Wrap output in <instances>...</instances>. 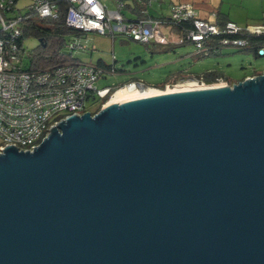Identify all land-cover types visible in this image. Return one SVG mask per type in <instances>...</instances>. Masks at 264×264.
<instances>
[{
	"label": "water",
	"instance_id": "1",
	"mask_svg": "<svg viewBox=\"0 0 264 264\" xmlns=\"http://www.w3.org/2000/svg\"><path fill=\"white\" fill-rule=\"evenodd\" d=\"M49 130L0 153V264H264V72Z\"/></svg>",
	"mask_w": 264,
	"mask_h": 264
},
{
	"label": "built area",
	"instance_id": "2",
	"mask_svg": "<svg viewBox=\"0 0 264 264\" xmlns=\"http://www.w3.org/2000/svg\"><path fill=\"white\" fill-rule=\"evenodd\" d=\"M67 1L69 5L65 14L66 24L85 33L107 34L112 38L118 35L141 43L181 44L188 41L194 44V54L204 50L210 51L212 47L205 46L203 41L215 40V35L222 36L217 40V45L213 46L214 51L218 52L222 48L244 47V38L233 37L240 31L264 34V17L262 23L256 27L238 28L231 21L218 24L215 13H211L210 18L199 17L190 3L171 4L168 18L161 19L151 14L144 17H126L123 0H115V10H108L100 0ZM158 1L137 0L138 4L146 7ZM16 2L0 0V153L7 145L22 151H32L33 147H37L49 135V129L56 127L60 120L74 113L81 115L89 111L86 110L87 101L95 97L104 98L112 90L110 86L98 88L95 82L106 72L113 70L103 69L89 61L70 58L69 61L43 69H23V57L18 54L19 47L15 42L22 33L23 18L29 11L40 17H56L58 8L51 0H30L24 11L19 12L16 10ZM141 13L146 11L141 10ZM186 20L192 21V28L185 36L178 37L176 43L162 32L163 27H168L172 32L174 25ZM82 38L73 37L66 46L70 50H84L87 47L82 43ZM255 49H258V54L259 51L264 53V42ZM251 77L254 76H246L244 79ZM177 82L166 83L164 88L168 89ZM184 82L190 87L233 84L224 78L207 84L194 76L186 78ZM121 88L140 90L147 87L142 81L133 80L117 89ZM109 99L102 106H105Z\"/></svg>",
	"mask_w": 264,
	"mask_h": 264
},
{
	"label": "rangeland",
	"instance_id": "3",
	"mask_svg": "<svg viewBox=\"0 0 264 264\" xmlns=\"http://www.w3.org/2000/svg\"><path fill=\"white\" fill-rule=\"evenodd\" d=\"M100 1L108 10L116 9L115 0ZM160 1L161 4L153 2L147 7L149 14L157 16L169 13V0ZM170 1L179 2L178 0ZM28 2L30 0H18L17 6L22 7ZM124 2L134 4L135 1L124 0ZM193 2L200 3V6H197L200 12L206 10L210 14H217L219 10L223 20L235 23L238 28L256 27L262 23L264 17V0H193ZM126 13L129 14L127 11ZM162 32L171 37L175 43L178 41V34L171 32L168 27H163ZM37 43L38 40L33 36L25 37L23 40V45L28 50ZM82 43L87 48L72 50L73 57L91 63H97L101 59L111 65L113 70V72H106L95 82L98 88L106 86L119 88V85L124 82L138 80L147 87L143 90L166 91V88L161 89L154 84L161 82L168 74L179 70L182 71L181 80L167 90L172 87V89H187L188 86L184 82L186 78L209 69L218 70L231 84L243 80L246 76H256L264 72V55H256L248 49L223 48L218 54L200 56L194 54L195 47L191 42L183 45L176 44L173 48L163 50V45L155 42L144 44L123 36L117 35L112 38L110 35L95 32H87L82 38ZM64 49L69 51L67 47ZM94 103L93 100L87 101L86 110L96 113Z\"/></svg>",
	"mask_w": 264,
	"mask_h": 264
},
{
	"label": "trees",
	"instance_id": "4",
	"mask_svg": "<svg viewBox=\"0 0 264 264\" xmlns=\"http://www.w3.org/2000/svg\"><path fill=\"white\" fill-rule=\"evenodd\" d=\"M18 1V0H15ZM57 4L58 13L56 17H40L35 13L29 11L26 13V16L23 18L21 23L22 33L21 35L15 40L18 44V54L23 57L22 66L23 69H43L50 66L58 65L62 62L69 61L70 58L72 60H79L76 57H73L72 50H70L66 45L67 42L72 40L73 37H83L86 33L71 27L66 24L65 22V14L66 9L68 8V1L67 0H51ZM124 1V0H123ZM136 4V14L137 17L147 16L150 15L147 13V7L141 4H138L137 0H134ZM30 2L24 4L22 7L17 6L16 2V10L19 12H23L24 8ZM125 8H130L127 2H125ZM141 10L146 11V13H141ZM157 17L161 19H167V15H157ZM129 18V17H128ZM224 23V22H223ZM172 31L176 32L179 37L185 36V34L192 28V21H180L176 25L172 27ZM33 36L38 40V43L32 47L31 49H26L23 45V40L25 37ZM221 35H215V40L206 39L203 41L205 46L212 47L210 51H202L197 53V55L205 56L209 54H218L222 51V49L218 50V52L214 51L215 45H217V40L221 38ZM233 37H242L246 40V45L242 48H237L234 50L239 49H248L252 50L256 55H258L257 50L255 49L260 43L264 42V34L256 35L252 33H248L245 31H240L233 35ZM189 43L188 41H184L181 43ZM147 44V43H144ZM163 45L164 49L167 50L168 48H173L174 45L172 43L160 44ZM67 47L69 51H66L64 48ZM99 66L103 67V69L111 70V65L106 64L103 60L99 59L96 63ZM181 70L168 74L161 82L154 84L158 88H164L166 83H176L180 79ZM194 77L202 79L205 83L209 84L216 81L219 78H224V76L215 69L206 70L200 74L194 75ZM226 79V78H224ZM132 81V80H129ZM127 81V82H129ZM126 83V82H124ZM122 83L121 85H123ZM119 85V86H121ZM118 87V86H117ZM115 88H112L111 92L104 98H91L95 101V111L102 106V104L108 99L110 94L114 91ZM90 99V100H91ZM91 110V114H94Z\"/></svg>",
	"mask_w": 264,
	"mask_h": 264
},
{
	"label": "bare ground",
	"instance_id": "5",
	"mask_svg": "<svg viewBox=\"0 0 264 264\" xmlns=\"http://www.w3.org/2000/svg\"><path fill=\"white\" fill-rule=\"evenodd\" d=\"M172 88L169 90L166 89V91L143 90V89L128 90L124 88L117 89L114 92V94L111 96V98L109 99L106 105L120 104V103H124L127 101L143 99V98H148V97H153V96H158V95H163V94H168V93L182 92V91L193 90V89L204 88V87L188 86L187 89L186 88L185 89H182V88L172 89Z\"/></svg>",
	"mask_w": 264,
	"mask_h": 264
},
{
	"label": "crops",
	"instance_id": "6",
	"mask_svg": "<svg viewBox=\"0 0 264 264\" xmlns=\"http://www.w3.org/2000/svg\"><path fill=\"white\" fill-rule=\"evenodd\" d=\"M179 2H177V3H190V4H192V6L194 7V9L196 10V12H197V14H198V16L199 17H201V18H210V16L209 15H211L210 14V12L209 11H206V10H203V11H199L200 10V8H198L200 5V3H196L195 4V2H193V0H178ZM160 4H161V1L159 0L158 1ZM174 3H176V2H172V1H168V5H169V7H170V5L171 4H174ZM128 5H130V8H125V10L127 11V12H129V14H127L126 13V11L124 10V15L126 16V17H129V18H134V17H137V14H136V11H137V9H136V4H135V2H134V4H131V3H128ZM198 6V7H197ZM160 15H164V14H160ZM221 14H220V12H219V10H217V14H216V22L218 23V24H222L225 20H223L224 18L223 17H221L220 16ZM153 16H156V15H153ZM222 22V23H221Z\"/></svg>",
	"mask_w": 264,
	"mask_h": 264
},
{
	"label": "clouds",
	"instance_id": "7",
	"mask_svg": "<svg viewBox=\"0 0 264 264\" xmlns=\"http://www.w3.org/2000/svg\"><path fill=\"white\" fill-rule=\"evenodd\" d=\"M132 81H133V80H132ZM113 92H114V91H113ZM113 92H112V93H113ZM112 93H111V94H112ZM111 94H110V95H111ZM109 97H110V96H109ZM109 97H108V98H109ZM107 100H108V99H107Z\"/></svg>",
	"mask_w": 264,
	"mask_h": 264
}]
</instances>
